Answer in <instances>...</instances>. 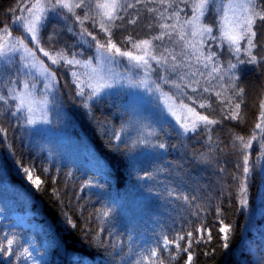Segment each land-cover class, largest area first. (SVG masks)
Returning <instances> with one entry per match:
<instances>
[{
  "label": "trees",
  "instance_id": "obj_1",
  "mask_svg": "<svg viewBox=\"0 0 264 264\" xmlns=\"http://www.w3.org/2000/svg\"><path fill=\"white\" fill-rule=\"evenodd\" d=\"M31 1L0 0V29L10 26ZM97 2L84 0L73 12L56 8L59 12L40 28L39 47L51 54L63 51L68 59L88 60L98 45L84 30L101 43L107 41L98 25ZM196 2L124 0L135 7L119 13L123 19L115 22L111 39L122 51L139 54L127 37L139 41L159 35L164 31L159 25L174 24L177 16L190 30L184 21L196 15ZM221 4V0H209L201 18L202 24L213 29L212 38L205 37L201 49L202 59L212 54L210 62L204 61L208 67L190 54L187 43H195V37L180 41L173 33L153 45L158 57L166 48L177 56L176 61L159 65L150 61L147 68L160 90L218 121L207 128L201 125L196 132H183L165 117L157 101L142 102L125 91L92 97L77 85L76 64L53 65L35 43L27 42L57 81L51 96V131L33 129L14 96L26 77L16 76V66L10 71V66H3L0 247L7 249L8 240L13 244L11 254L0 252V264H33L36 254L38 261L48 264H187L186 242L200 238L198 229L210 230L211 239L204 232L201 242L192 243L188 249L192 264H264V135L255 128L264 102V60L238 63L248 59L245 45L241 43L237 55L225 44L218 28ZM85 14L90 18L81 24L76 17L83 19ZM132 19L135 24L128 22ZM254 27L255 42L264 45V21L257 20ZM13 29L24 38L20 29ZM182 52L186 55L181 56ZM253 54L264 57V46L253 49ZM173 63L178 67L173 68ZM230 63L237 67L229 70ZM119 65L130 70L123 57ZM214 67L219 73L212 71ZM233 82L244 89L235 119L226 118L235 115L229 104L234 106L241 99L233 96ZM200 103L211 107L201 109ZM237 136L251 140V147L241 151ZM244 155L249 156L252 169L247 207L240 204ZM25 167L34 179L39 177V189L27 180ZM16 214L26 215L29 225L16 222ZM221 220L231 228L226 248L219 232ZM180 236L185 239L179 240ZM165 238L178 241L180 248L165 247Z\"/></svg>",
  "mask_w": 264,
  "mask_h": 264
},
{
  "label": "snow or ice",
  "instance_id": "obj_2",
  "mask_svg": "<svg viewBox=\"0 0 264 264\" xmlns=\"http://www.w3.org/2000/svg\"><path fill=\"white\" fill-rule=\"evenodd\" d=\"M139 2V0H138ZM161 3H163V0H160ZM84 4V0H36L35 4H32L31 8L28 9L29 15L31 16V19H28L27 22L24 24V30L28 34V36L31 38V40L36 44V46L39 48V51L43 53L45 57H47L53 65H57L60 63V61L65 62L66 64H80L81 62L78 60L68 59L67 55L63 51H58L55 54H51L47 51H45L43 48H40V39H39V30L40 25L42 23V20L44 18V14L47 11L54 10L56 8L66 9L68 12H73L76 8H81ZM209 4V0H197V2L194 5V11L196 12V15H194L191 19L185 20L184 24H187L190 26V31L185 30L183 25L180 23V20L177 16L176 23L174 24H167L162 23L159 25L160 28L164 29L159 35L153 36L149 39L139 40L135 41L131 36L127 37L126 40L129 44H131L132 49H135L137 52H141V55H134L132 51H122L121 47L117 45L112 39H111V29L116 26V21L123 19L119 13L125 8V7H135L134 4H125L124 0H98V2L95 4V8L97 10L96 16L98 19V25L100 30L106 34L107 41L106 43H101L100 41L96 40V37L92 35L91 32H88L87 29L84 30V33L88 36H90L94 41H96L97 52L101 53L102 56H104L105 59L115 63L116 57H123L127 60L134 63L137 67H143V68H151L150 61H155L158 65L159 64H168L169 59L171 61H176L177 56L170 52L168 49H164L162 52H160L159 57L155 54V48L153 45V41H162L165 37H171L173 33L176 34L178 39L180 41H185L186 37H199V39L193 43L188 42L187 47L191 49V55L194 56L197 61L201 59L203 56V52L201 51L204 43V38H212L213 29L212 27H209L207 25H204L201 23V18L204 15V10ZM231 7V5H230ZM243 8V15L235 20H230L227 16L224 17V26L221 29L222 38L228 42L230 46H234V51L238 55L242 49H241V43L245 45L243 48L244 53L248 57V59L245 60H239L238 63H248V64H257L261 60H264V57H258L253 54V49L264 46V45H257L256 36L257 32L255 30V25L257 20L264 21V0H246V2L242 5ZM149 11H155V9H149ZM90 17L85 14L83 19L79 16L76 17L77 20H80L81 24H83V20L89 19ZM173 17L169 16L168 19H172ZM131 24L136 23V19H132L128 21ZM17 43L20 44L21 47L24 48L26 52L29 53L31 56H35V53L29 49L24 43L22 39H18ZM20 49L15 46V44L11 43V32L8 31L7 28L0 30V57L7 56L10 52L19 51ZM106 54V55H105ZM186 55V53H181V56ZM207 61L212 60V54H209L207 57H205ZM40 64L43 65V72L44 74L51 76L53 78V81H55V73L51 72L47 65L43 64V61H40ZM205 67H208V64L205 63ZM32 67H35V65H32ZM173 68L178 67L175 63L172 65ZM237 67L236 64H229L228 69H235ZM213 72L219 73V68L214 67L212 69ZM75 75V74H74ZM239 77H235L234 79H238ZM230 79H233V77H230ZM167 82V81H165ZM51 85H49L50 87ZM25 87H28L27 84H25ZM174 87L180 88L179 84H175ZM231 87L234 89L233 96L234 97H240L241 99L239 102L235 103V105L229 104V107L232 108V112L235 113V115H230L226 118H232L235 119L236 116L239 115V109L240 105L244 102L242 97L244 95V89L243 88H237L235 82L232 83ZM194 92L196 91V88L193 87L192 89ZM207 91V89H204ZM80 95H83V93H80ZM93 95H98L96 90H93ZM216 96H221L220 92L216 93ZM92 97L90 96L89 99ZM0 99H3V97H0ZM228 100H231L232 97H228ZM168 100L170 101L168 106V111L176 117L177 121L180 122V127L183 132H196L197 129L203 125L205 128H207L208 125H213L218 123L217 120L209 119L208 115H201L199 112L196 111L195 108L190 107L187 104H184L181 102L180 104H176L175 100L172 97H168ZM23 104V100L21 101ZM210 104L200 103L199 108L205 109L210 108ZM261 112L259 114V120L255 125V128L260 130L261 134L264 135V127H262V124H264V102L260 104ZM177 110L183 112L185 114V119L181 121L180 117L176 115ZM188 114H191L189 116ZM29 123H34L35 121L29 120ZM115 139H119V136L115 137ZM237 141L241 144V151L244 149L251 147V140L245 141L242 136H237L235 138ZM256 136L253 134L252 140H255ZM159 147L163 148L164 145H159ZM243 177L242 182L240 184V204L243 207H247L248 201L246 199V193L248 192V182L252 179V169L249 167V156L244 155L243 156ZM222 170V169H221ZM25 176L27 177V180L31 182L32 185H34L37 189H39L41 181L39 180V177L33 178V174L31 169L25 167L22 169ZM185 199H187L185 197ZM222 227L219 228V232L223 233V239L225 241L224 247H228V244L226 241L228 240V233L231 231V228L229 225H224L223 220L219 222ZM198 233H200V238L193 241L191 239L187 240V247H185L184 251L188 252L187 255V264H192V254L188 251L189 248H191V245L193 242L199 243L203 239L204 232H207L208 239H211V232L207 229H198ZM188 237L192 236V233L189 232ZM184 236H180L179 240H184ZM13 244L12 240H8V248L5 249L3 247H0V252L7 251L9 254H11V245ZM170 244H175L176 248H180V244L178 241H170L165 238L164 245L167 247ZM25 252L27 250L25 249ZM28 255H31L28 253ZM152 255H157L156 251L154 250L152 252ZM160 264H163L161 261Z\"/></svg>",
  "mask_w": 264,
  "mask_h": 264
},
{
  "label": "rangeland",
  "instance_id": "obj_3",
  "mask_svg": "<svg viewBox=\"0 0 264 264\" xmlns=\"http://www.w3.org/2000/svg\"><path fill=\"white\" fill-rule=\"evenodd\" d=\"M35 2L36 0L29 2L25 8L19 11L17 16L13 19L12 24L7 26L8 31L11 32V43L15 44L20 50L10 52L7 56L0 57V72L3 66H10L7 68V71L12 70L13 67L11 68V66H16L18 69H16V76L19 74L25 75L26 80L19 83L18 89L14 94L15 100L17 101V108L23 112L27 122L30 119L35 121L34 123L28 122L30 127L40 131L50 132L52 107L51 96L57 88V81L56 78L55 81H53L51 76L44 74L43 65L40 64V61L42 60L27 43L34 42L28 36L23 27L27 20L31 19L28 9L31 8L32 4H35ZM221 2L222 4L220 8H218L220 14L218 28L219 33L222 36L221 29L224 26V17L227 16L230 20H235L241 17L243 15L242 5L246 0H221ZM56 11L59 12L57 9L45 12L40 28L48 19H50L51 15L56 13ZM5 28L6 27H3V29ZM13 28L20 29L24 38L17 37L14 34L16 31ZM18 39H22L23 43L35 53V56L29 55V53L17 43ZM198 39L199 37H195V42ZM224 42L230 46L226 40H224ZM231 47L234 48V46ZM41 54L43 55L42 52ZM141 54L142 53L140 52L139 54L134 55ZM125 60L127 59L125 58ZM127 61L130 63V70L124 71L119 65V57H116V62L113 63L105 59L104 56L96 50L91 54L88 60L80 61V64H76L74 74L77 78L78 87L81 90H89L92 94L95 89L98 95H93L92 97L125 91L131 97L142 102L157 101L158 105L162 108L165 117L172 120L181 129L180 122L177 121L176 117L168 111L170 103L168 97L172 96L160 90L159 87L154 84L147 68L137 67L133 62L129 60ZM204 61L205 58H201V65L205 64ZM43 64L46 65L44 62ZM32 65H35V67H32ZM136 68L142 69V71L136 72ZM162 81H164V77H162ZM25 84H27L28 87H25ZM49 85L51 86L49 87ZM173 99L175 100V98ZM22 100L23 104L21 103ZM175 103L177 105L180 104L176 100ZM176 115L180 117L181 121L185 119V114L179 110H177ZM188 115L191 116V114ZM15 218L16 222H20L24 226L29 225L26 215L16 214ZM35 258L36 260L33 264H48L38 261V254H36Z\"/></svg>",
  "mask_w": 264,
  "mask_h": 264
}]
</instances>
